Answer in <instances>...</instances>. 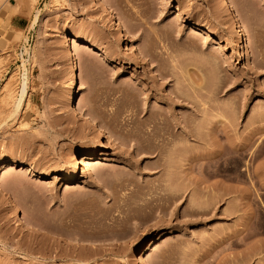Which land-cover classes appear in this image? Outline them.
<instances>
[{"label":"rangeland","instance_id":"rangeland-1","mask_svg":"<svg viewBox=\"0 0 264 264\" xmlns=\"http://www.w3.org/2000/svg\"><path fill=\"white\" fill-rule=\"evenodd\" d=\"M106 1L0 0V264H264V0Z\"/></svg>","mask_w":264,"mask_h":264},{"label":"bare ground","instance_id":"bare-ground-1","mask_svg":"<svg viewBox=\"0 0 264 264\" xmlns=\"http://www.w3.org/2000/svg\"><path fill=\"white\" fill-rule=\"evenodd\" d=\"M96 4H97V7H98V9L102 15H106L108 18H111L113 20L117 17L115 12H113L112 9H110L106 0H96ZM220 4H221V10L223 11V15L227 16L231 20L232 28L235 29V41H236L237 51H238V53H244L246 51L244 39H243V36L245 35V29H244V25H243L244 21H243L242 17L240 16L241 14L237 13L239 16L237 14L232 15L231 10L228 6L227 0H220ZM238 12H239V10H238ZM36 18H37V13L34 14L32 23L35 22ZM114 22H115V20H114ZM120 23L121 22H120L119 18L117 17L116 23H115V29L116 30H121L122 24H120ZM76 41H77V36H68V38L66 37L67 44L68 43L69 44L74 43ZM92 53H97V52H93V50H92ZM19 54H20V58L22 60V63L27 60V58L24 57V54H26V55L28 54L27 48L25 47V45H23ZM75 57H76V53H71V59L70 60H71L72 66H71L70 72H71V75L73 77L72 78L73 91H72L71 95L69 96V100L74 104L76 103L77 100H79L80 94H81V89L83 88L81 80L78 77H76V65L73 64V63H76ZM20 80L21 81H20V84L18 86L17 94H16V96L12 102V109H13L14 113H16L19 110L22 99H23L24 94L26 92L27 76H26L25 72L22 73V77ZM191 107H192L193 111H196L195 110L196 108H193L194 105ZM77 113H78V118L82 121V123L85 124L88 128L96 131L97 134L99 135L101 128H100V126L97 125V123H95V121H93V119H91L92 117L90 118V113H89V117H88V116H86V112L84 113L83 110H81L79 108H77ZM188 113H189L188 115H190V117L193 116L192 111H190ZM185 134L187 135V137L184 138V141H185V143H188L187 141H190V137L192 136V131L190 130V128L185 132ZM187 138L189 140H186ZM136 145L138 146V142ZM168 145H170L169 140H167V141L162 140L161 142L154 144L151 147V149L147 150L149 153L147 155L151 158L154 157L156 165L159 166V168L161 167L160 169L162 171L160 170V174H161V172L164 171V168L166 167L165 166V157L167 156V153H168ZM139 147L144 148V145L139 142ZM99 154L102 155L105 153L100 151ZM93 158H94L93 154H87L86 155V160H84L82 163V171H85L88 169V165L90 163H93L92 162ZM12 161L13 160L10 158H6V159H3L0 161V176L2 174V171L6 170L10 166L9 163H12ZM26 170H28V168H26ZM223 171H225V170H223ZM6 181L5 182L8 184L9 188H16L18 186L16 179L12 176H8ZM175 195L176 194H175L174 190H172L170 193L167 194V196L170 199L176 198ZM13 208H14V206H13ZM156 208L160 209L161 211L165 210V206H163L161 204H157ZM15 210H16L15 208L12 209V212L14 211V214L17 213ZM191 212L195 213V212H197V210L192 209ZM23 216L21 217V219L23 221H25L26 223H29V221H28L29 219L26 216H25L26 218ZM30 224H31V222H30Z\"/></svg>","mask_w":264,"mask_h":264},{"label":"crops","instance_id":"crops-1","mask_svg":"<svg viewBox=\"0 0 264 264\" xmlns=\"http://www.w3.org/2000/svg\"><path fill=\"white\" fill-rule=\"evenodd\" d=\"M28 18L21 15L13 14L8 19V26L11 29L17 28L24 30L28 26Z\"/></svg>","mask_w":264,"mask_h":264}]
</instances>
